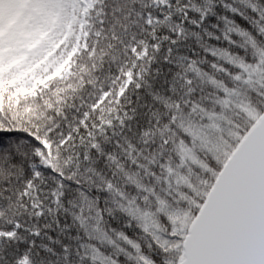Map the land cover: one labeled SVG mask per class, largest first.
Masks as SVG:
<instances>
[{"label": "snow or ice", "instance_id": "6c2138e0", "mask_svg": "<svg viewBox=\"0 0 264 264\" xmlns=\"http://www.w3.org/2000/svg\"><path fill=\"white\" fill-rule=\"evenodd\" d=\"M0 264H264V0H0Z\"/></svg>", "mask_w": 264, "mask_h": 264}]
</instances>
